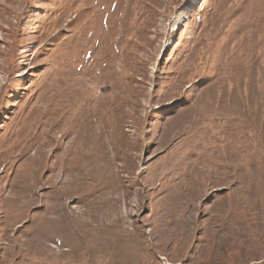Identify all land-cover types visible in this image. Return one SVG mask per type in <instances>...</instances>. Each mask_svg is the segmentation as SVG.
Instances as JSON below:
<instances>
[{"label": "rangeland", "instance_id": "374dc122", "mask_svg": "<svg viewBox=\"0 0 264 264\" xmlns=\"http://www.w3.org/2000/svg\"><path fill=\"white\" fill-rule=\"evenodd\" d=\"M0 264H264V0H0Z\"/></svg>", "mask_w": 264, "mask_h": 264}]
</instances>
